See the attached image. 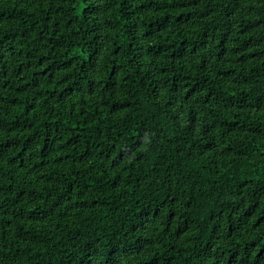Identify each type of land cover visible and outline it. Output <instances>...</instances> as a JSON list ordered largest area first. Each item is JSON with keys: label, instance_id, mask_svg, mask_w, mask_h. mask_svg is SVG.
<instances>
[{"label": "trees", "instance_id": "16d2710c", "mask_svg": "<svg viewBox=\"0 0 264 264\" xmlns=\"http://www.w3.org/2000/svg\"><path fill=\"white\" fill-rule=\"evenodd\" d=\"M0 264H264V0H0Z\"/></svg>", "mask_w": 264, "mask_h": 264}]
</instances>
